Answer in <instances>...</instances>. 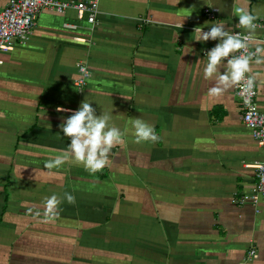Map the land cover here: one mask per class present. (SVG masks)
<instances>
[{"label": "crops", "instance_id": "0c3cea01", "mask_svg": "<svg viewBox=\"0 0 264 264\" xmlns=\"http://www.w3.org/2000/svg\"><path fill=\"white\" fill-rule=\"evenodd\" d=\"M96 1L92 23L40 10L29 38L0 53V264H236L250 247L248 264H264V197L239 199L263 152L233 89L208 92L202 51L219 41L193 40L206 22L203 31L222 23L244 34L235 15L244 7L261 17L264 46V0ZM77 62L88 72L81 87ZM253 72L264 112V63ZM85 98L112 114L125 143L94 174L75 163L49 172L44 164L70 143L59 125L71 113L56 109ZM136 118L156 142H136ZM65 192L76 203L46 218V198Z\"/></svg>", "mask_w": 264, "mask_h": 264}, {"label": "clouds", "instance_id": "9594fccd", "mask_svg": "<svg viewBox=\"0 0 264 264\" xmlns=\"http://www.w3.org/2000/svg\"><path fill=\"white\" fill-rule=\"evenodd\" d=\"M235 15L238 17L237 26L245 30L244 34L229 31L222 23L212 24L209 31H203L207 22L203 26L195 27L193 31V40L197 42L219 41L206 52L207 62L203 74L205 80L212 82L208 89L210 95H223L237 85L241 86L244 94L250 95L257 81L253 64L264 63V46H260L255 36L258 27L255 22L261 17L244 7L236 8ZM187 49L185 54L193 51L188 46ZM81 72L84 76L88 75L84 68H81ZM56 110L71 113L62 117V123L59 125L64 136L70 139V143L66 149L44 164V168L49 172L61 168L66 163H75L83 165L86 171L94 174L110 163L109 155L112 149L125 143V133L110 124L112 114L102 112L97 115L91 101L86 98L76 110L62 107ZM132 125L137 143L156 142L159 139L154 127L143 119H134ZM65 200L72 205L76 203L75 196L69 192H65L63 197L53 194L46 198L43 215L49 219L58 216L60 205ZM34 214L39 217L41 211L35 210Z\"/></svg>", "mask_w": 264, "mask_h": 264}, {"label": "built area", "instance_id": "2783aa9c", "mask_svg": "<svg viewBox=\"0 0 264 264\" xmlns=\"http://www.w3.org/2000/svg\"><path fill=\"white\" fill-rule=\"evenodd\" d=\"M96 8V0H7L3 9L0 10V53L11 51L16 44H22L29 38L40 10H49L58 14L66 10H73L77 20L92 23ZM202 15L208 20H214L216 12L212 8H204ZM256 24L258 26V23ZM202 55L205 56L206 52L202 51ZM75 67L80 78L74 83L76 87H81L88 76L83 75L81 68L86 69V66L77 62ZM232 89L238 100L240 121L249 130L251 138L263 152L261 160L249 165L253 170L254 177L251 191L239 198L240 200H248L252 205H255L260 198L264 197V112L258 110L256 106L255 87L250 95L244 94L239 85ZM256 258L255 249L250 247L236 264H248Z\"/></svg>", "mask_w": 264, "mask_h": 264}]
</instances>
